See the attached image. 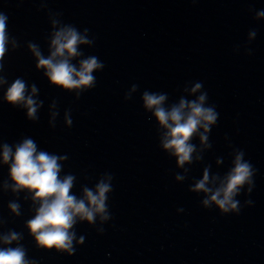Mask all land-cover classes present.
<instances>
[{"label": "clouds", "instance_id": "clouds-1", "mask_svg": "<svg viewBox=\"0 0 264 264\" xmlns=\"http://www.w3.org/2000/svg\"><path fill=\"white\" fill-rule=\"evenodd\" d=\"M261 18H264V10L256 11L254 19ZM51 28L47 40V55L39 44L32 41L28 42L27 49L36 61L35 68L37 71L43 70V75L51 86L69 93L75 91L76 98L79 99L82 93L96 87L95 73L103 71L105 67L98 56H85L82 51L81 46L92 47L95 38L89 36L88 28L81 31L76 26L64 24L55 18L51 19ZM256 35L255 29L250 30L249 40ZM9 45L13 51L20 46L17 39L9 34L7 14L0 11V86L9 83L3 74ZM247 54L251 55L252 50L249 49ZM138 88V85L133 84L124 99L130 100ZM183 91L194 99L182 95L178 101L169 104L167 93L144 90L141 95L144 111L150 113V119L156 122L159 147L170 157H175L177 167L184 170L175 175L176 181L187 178L189 169L185 168L186 164L203 160V153L211 148L210 131L219 118L216 106L208 103V93L203 90L202 82H191L190 87L186 84ZM38 92L35 83L29 85L24 78L17 77L7 87L3 98L14 107L22 105L27 109L28 120L35 122L39 120L37 113L43 105V101L38 103L34 99ZM51 107H56L55 100ZM57 115L58 112L52 113L53 118ZM65 122L72 124L71 110L66 111ZM196 138L200 142L199 148L194 143ZM231 155L234 156L231 167L223 175L212 173L211 165H207L203 169L202 178L196 180L189 189L193 193H203V207L212 209L215 205L221 215H239L244 206L254 203L251 199H246L244 205H241L237 197L253 192L257 169L245 159L242 149L233 148ZM67 159L66 155L41 149L31 137H23L11 145L7 142L0 143V166L8 168V178L3 181L2 187L5 192L10 191L17 197L8 202L10 213L15 217L21 216L18 198L21 193H25L24 200H30L34 214L25 222L24 227L36 248L72 256L76 245H83L85 240L82 235L77 237L78 223L87 222L89 226H95L97 218L101 225L112 219L108 200L114 190V176L107 172L102 174L93 187L81 185L80 194L77 195L73 192L77 177L70 172L61 175ZM222 162V158L217 159L218 164ZM4 223L0 219V226ZM96 231L103 234L105 229L101 226ZM22 240V232L13 229L0 232V264H38L35 259L29 258Z\"/></svg>", "mask_w": 264, "mask_h": 264}]
</instances>
